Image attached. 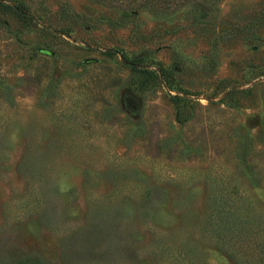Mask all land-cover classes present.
I'll return each instance as SVG.
<instances>
[{
    "label": "rangeland",
    "instance_id": "1",
    "mask_svg": "<svg viewBox=\"0 0 264 264\" xmlns=\"http://www.w3.org/2000/svg\"><path fill=\"white\" fill-rule=\"evenodd\" d=\"M119 1L0 0V264H264V0Z\"/></svg>",
    "mask_w": 264,
    "mask_h": 264
},
{
    "label": "trees",
    "instance_id": "2",
    "mask_svg": "<svg viewBox=\"0 0 264 264\" xmlns=\"http://www.w3.org/2000/svg\"><path fill=\"white\" fill-rule=\"evenodd\" d=\"M105 1H107V3H110V4H114L115 2L116 3L117 2L118 3L120 2L119 0H105ZM176 1H178V2H176ZM192 1H194V0H145V2H149L151 4H156L157 2H159V3H163L164 2V3L167 4L166 7L170 6L169 2H171V3L173 2L174 4H178V5L183 2V4H185L184 6H186V5L190 4ZM119 4L121 5V3H119ZM0 5H2V4L0 3ZM13 10H14V12L17 15H19L20 17H22L24 19H28L30 17L29 14H28V12L23 8V6L14 7ZM132 14L135 16V15H137V12L134 11V12H132ZM131 18H132V15L131 14L129 15L128 12H125L122 15V18L121 19H122V22H125L126 20H129ZM202 21H203V19H202L201 16H198L196 14L194 15L193 24H195V25L198 26L200 24H203ZM81 22L82 23H85L84 20H81ZM109 23H112V22H109ZM124 57H125V61H126L127 65H128V67L130 68V70H131V72H132V74L134 76H137V77L139 76L140 77V76H145L144 74H147V73L152 74V72H150L149 70H146L143 67V64L146 62V60H147V58L149 56L130 58L127 54H124ZM161 75H162V79L167 84H169V85L172 86V79H171L172 76H171V74L167 70L161 69ZM234 93H235V91H231L228 94L227 98L228 97H232V95ZM172 100L175 103V105H176V107H177V109L179 111V117L181 119H183V120H186L184 118L185 117V112L182 109V102L183 101L185 102V100L182 99V98H180V97H173Z\"/></svg>",
    "mask_w": 264,
    "mask_h": 264
}]
</instances>
